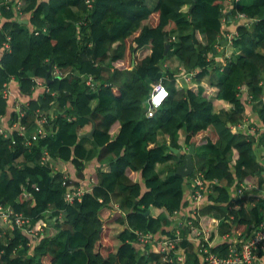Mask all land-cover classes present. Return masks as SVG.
Returning <instances> with one entry per match:
<instances>
[{"label": "trees", "instance_id": "obj_1", "mask_svg": "<svg viewBox=\"0 0 264 264\" xmlns=\"http://www.w3.org/2000/svg\"><path fill=\"white\" fill-rule=\"evenodd\" d=\"M22 2L27 24L11 8L0 10V46L9 45L0 59V116L7 114L3 91L10 80L28 99L19 110L25 134L11 130L17 112L0 126L9 132L0 133V205L23 213L34 227L46 224L48 211L50 218H61L46 226L32 249L17 230L0 235V264H177L152 244L139 243L138 233L169 234L171 215L187 206L193 175L169 173L178 165L171 149L188 151L192 145L195 173L220 184L200 211L203 223L216 219L217 235L223 236L232 229L249 232L262 221L264 199L254 206L248 199L264 186V165L254 148L264 135L256 141L231 126L241 122L249 104L264 127V0L232 1L225 15L224 0H91V7L84 0ZM236 11L250 25H237L235 36L220 42L224 16ZM170 56L195 73L192 84L184 86L176 72L162 68ZM35 80L46 87L36 96ZM158 83L168 96L147 118L144 105ZM40 115L45 133L33 140ZM89 125L95 126L93 138H79ZM92 160L104 163L96 184L80 201L65 202L66 191L78 183L58 165L71 164L83 179ZM251 183L257 190L245 191L229 209V188ZM111 223L119 225L114 233ZM227 251L220 237L210 248L220 257ZM178 252L186 254L187 264H201L190 243Z\"/></svg>", "mask_w": 264, "mask_h": 264}, {"label": "built area", "instance_id": "obj_2", "mask_svg": "<svg viewBox=\"0 0 264 264\" xmlns=\"http://www.w3.org/2000/svg\"><path fill=\"white\" fill-rule=\"evenodd\" d=\"M88 7H91V0H84ZM238 0H224L223 2V14H227L232 8L230 2ZM7 9L11 8L16 17H23L21 9L23 8L22 0H9L5 4ZM0 5V8L3 6ZM237 21L238 23L250 25L251 21L244 15L237 11L229 19L224 16L223 24L228 20ZM230 20V21H231ZM235 36V34L233 35ZM232 36V37H233ZM228 37L227 39H231ZM0 48L8 50V43L3 44ZM223 49V48H222ZM224 58H229L225 55ZM54 74H59L58 69H54ZM195 73H188L190 80ZM3 91L5 98L10 97V91L8 85ZM44 81L35 80L34 90L45 89ZM168 93L165 87L158 83L153 85L146 99L145 116L151 118L154 113L160 108L162 103L167 98ZM22 117V112L18 115V121L11 126V130L17 131L20 135L25 134L26 127L20 123L19 118ZM46 119L41 115L36 120L35 135L32 137L36 140L38 136H43L45 133L44 125ZM232 131L242 133L245 135H252L255 131V127L248 123L245 118L240 123L231 126ZM4 130V129H3ZM9 132L4 133V137H7ZM47 160L46 156L42 158L44 163ZM192 178L189 181V188L187 189L183 202L187 203L186 207H181L178 211H175L171 215V225L168 229L169 234L153 236L150 234L138 233L139 243L152 244L155 246L158 252L165 255L164 260L170 263L187 264L186 254L178 252V249L182 247V243L185 241L193 246V252L199 258L201 264H264V256L260 257L264 250V218L249 232H237L232 229L230 233L223 236L217 235V229L219 222L216 219H211L209 225L203 223L202 216L200 214L201 209L208 204V195L211 193L215 185H220L216 180H207L201 173H193ZM254 185V184H252ZM71 188V187H69ZM68 188V189H69ZM251 190V184L244 186L243 184H235L229 188L230 200L228 201V207L231 209L237 198H240L243 193ZM255 190L256 187H255ZM258 195L250 197L249 206H254L260 199H264V186L257 190ZM83 192L80 189H74L72 191L67 190L64 194V200L67 203H73L74 201H80ZM26 197V195H24ZM226 204V205H227ZM48 220L46 224L34 227L31 224L29 217L25 216L21 212H16L8 206L0 205V235L4 236L8 230H17L28 237L29 241L27 246L32 249L41 238L43 237L46 226L53 224L55 220L60 221V215L50 218V212H47ZM232 220V216H229ZM213 228V229H212ZM214 233L213 239L210 237ZM220 237L221 242L228 244V251L225 257H220L210 252V248L216 244V240Z\"/></svg>", "mask_w": 264, "mask_h": 264}, {"label": "crops", "instance_id": "obj_3", "mask_svg": "<svg viewBox=\"0 0 264 264\" xmlns=\"http://www.w3.org/2000/svg\"><path fill=\"white\" fill-rule=\"evenodd\" d=\"M1 8H0V10H1ZM25 19H27V18L21 17L20 21H23ZM1 20H2V18L0 17V22H1ZM230 20H228L224 23L223 36L220 37V42H222V40L225 39V37H231L232 35H234L237 25L242 24V23H238L237 21L235 22L233 20H231V21ZM220 45L221 46L217 47L218 55H220L222 48H223L222 44H220ZM1 54H2V49L0 48V59H1ZM174 58H176V57H174V56L167 57L166 60L162 64V68L164 70L169 69L170 65L168 62H172L173 61L172 59H174ZM215 59H216V61H221L222 56H218ZM169 70H171V68ZM178 70H179V73H177V72L176 73L179 75V77H178L179 82L182 84H186V83L192 84L193 81L190 80L188 73L184 71L183 67H178ZM7 85H8V89H9L11 94H10V97L8 99L7 114L4 117L0 116V126L1 127L6 126V121L7 120L9 121V117H10L11 113L17 112L19 114V110H21L22 107L25 106L27 104V101H28V99H26L24 96L20 95L18 84L14 80H10V82ZM242 94H243L242 99L245 98V100H247L248 96H247L246 91L245 92L243 91ZM145 107H146V104L144 105V108ZM220 109L221 108L218 105L215 106V108H214L215 112L221 111ZM144 113H145V111H144ZM244 118L247 120L248 123L252 124V126L255 127V131L253 133H251L252 136L257 137V136H263L264 135V127L262 126V124L258 120L257 116L252 112V108L249 104L245 105ZM1 127H0V133L4 134L6 132V128H4V130H3V128H1ZM118 129H119V124L116 123L113 126V128L111 129V132H110L111 135H113V136L116 135V133L118 132ZM180 136H182V135H180ZM180 152L186 153L187 150L183 148L182 150H180ZM102 164H104V163L102 162L100 164L96 160H92L91 162L86 163L85 164V170L83 172V175H84L83 179H77L76 171L71 164L68 165V164L62 163V164L58 165L59 168H57V169L59 171L64 172L70 180L78 183L76 189H80L83 193H85V192H90L93 185L96 184L95 173H96V170L98 169V167L103 166ZM131 177L138 180L137 175H131ZM251 190H254V189H251ZM250 194H251L250 197H253L255 195L257 196L258 192H252V193L249 192V195ZM250 197L248 199V202L251 200ZM113 207H114V209H117V205H113ZM154 213L157 215L159 213V211H155ZM118 226L119 225L116 223L109 224V227L112 230V233H114L116 231ZM29 252H31V251H29Z\"/></svg>", "mask_w": 264, "mask_h": 264}, {"label": "water", "instance_id": "obj_4", "mask_svg": "<svg viewBox=\"0 0 264 264\" xmlns=\"http://www.w3.org/2000/svg\"><path fill=\"white\" fill-rule=\"evenodd\" d=\"M19 23L27 24V21L23 20V21H19ZM193 37H194V33H193ZM195 42H196V40H195ZM168 50H169V45H166L164 55L167 54ZM50 72H51V65L48 68L47 74H49ZM87 118L90 119L89 116ZM94 131H95V126L92 127L90 132L80 135V138L87 137L89 139H92ZM171 151L175 155L178 156V158H177L178 165L176 166V168L173 172L169 173V176L176 175V176H179L182 178L190 177L195 172L194 162L192 159V157L195 153L194 145L190 146L187 153H181L180 151H178L176 149H171ZM147 214H149V211L145 213V215H147Z\"/></svg>", "mask_w": 264, "mask_h": 264}, {"label": "rangeland", "instance_id": "obj_5", "mask_svg": "<svg viewBox=\"0 0 264 264\" xmlns=\"http://www.w3.org/2000/svg\"><path fill=\"white\" fill-rule=\"evenodd\" d=\"M23 17H24V16H23ZM25 18H26V16H25ZM129 41H130V40H129ZM129 44H130V43H129ZM220 55H221V53H220ZM172 60H173L172 62H168L169 65H170L171 70L174 71V72L179 73L178 67H182L181 64H180V61H179L177 58H174V59H172ZM168 68H169V67H168ZM170 68H169V69H170ZM183 81H184V80H183ZM184 82H185V81H184ZM185 83H186V82H185ZM186 85H190V84L186 83L184 86H186ZM41 91H42L41 89L36 90V92L34 93V96H36L37 94H39ZM246 103H247V102H246ZM82 130H83L82 133L90 132V131H91V125H89V126L83 128ZM35 133H36V131L34 130L32 134H35ZM210 133H211V132H208V134H207V135H208L207 138H210V135H211ZM181 139H183V136H182ZM181 139H180V143H182V140H181ZM255 139H256V141H258V140H259V136H257ZM261 144H262V148H261ZM254 148H255V152H256V154H257V156H258V159H259L260 163H262V164L264 165V143L259 142L258 145L256 144V145L254 146ZM261 149H263V150L261 151ZM186 153H187V152H186ZM251 189H255V185H252V183H251ZM114 242H116V241H114ZM117 242H118V240H117ZM114 245H115V244H114Z\"/></svg>", "mask_w": 264, "mask_h": 264}]
</instances>
